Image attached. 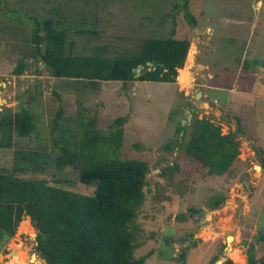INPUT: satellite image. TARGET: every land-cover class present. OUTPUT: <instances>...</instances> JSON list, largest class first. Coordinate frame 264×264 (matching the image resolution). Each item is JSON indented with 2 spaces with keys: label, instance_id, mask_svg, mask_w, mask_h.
Returning <instances> with one entry per match:
<instances>
[{
  "label": "rangeland",
  "instance_id": "374dc122",
  "mask_svg": "<svg viewBox=\"0 0 264 264\" xmlns=\"http://www.w3.org/2000/svg\"><path fill=\"white\" fill-rule=\"evenodd\" d=\"M182 4L183 0H0V112H32L35 132L14 135V142L26 148L44 145L54 152L53 142L60 137L54 123L59 108L57 127L72 129L77 136L88 121L107 134L113 121L124 117L118 155L149 166L140 214L144 232L136 255L152 251L148 264H222L221 256L250 264L251 245L256 258L264 254L263 245L254 239L264 214V66L252 64L254 59L264 60V0H188L195 24L185 20ZM30 16L52 18L66 30L67 45L76 53L94 47L109 53L135 49L144 38L165 37L175 29L177 35L190 37V54L184 71H178L182 77L177 75L174 83L100 81L93 90L73 78L50 75L43 62L30 55ZM21 60L27 67L17 75L14 69ZM255 79V106L242 99L228 108L222 104L227 93L219 88L244 90ZM210 86L218 88L205 95ZM196 116L209 117L223 133L234 131L240 139L238 158L223 175L204 172L192 179L190 160L183 155L177 159L182 150L164 147L181 137L185 142L189 131L178 132V121L189 124ZM14 150L0 147V167H12ZM175 159L178 169H167ZM49 163L45 173L21 175L94 193V185L81 182L76 169L58 170L53 160ZM211 197L224 200L211 207ZM36 233L25 216L12 237L0 240V264H46L36 263L37 255L31 261Z\"/></svg>",
  "mask_w": 264,
  "mask_h": 264
},
{
  "label": "trees",
  "instance_id": "16d2710c",
  "mask_svg": "<svg viewBox=\"0 0 264 264\" xmlns=\"http://www.w3.org/2000/svg\"><path fill=\"white\" fill-rule=\"evenodd\" d=\"M182 7L185 20L195 24L188 0H183ZM30 19L34 25L29 38L30 55L38 57L50 75L73 78L93 90L99 88L100 81L174 83L190 54V37L177 35L175 29L165 37H146L135 49L109 53L103 47H94L89 52L76 53L71 44L67 45L66 30L57 27L52 18ZM252 64L264 66V60L254 59ZM25 67L27 62L21 60L14 73L20 75ZM61 113L59 108L54 120L55 130L60 132L53 142V149H57L54 152L44 145L26 148L14 142V135L23 137L35 132L32 112H0V147L15 149L12 167H0V240L12 237L20 221L28 216L37 230L34 251L40 263L148 264L152 251L137 256L136 249L144 232L140 214L149 166L144 160L118 155L125 118L115 119L107 134L95 128L94 121H88L77 136L72 129L57 127ZM177 130L189 131L187 140L181 137L175 145L170 141L164 147L182 150L177 159L183 155L190 160L192 179L204 172L223 175L238 158L237 134L223 133L221 125L209 117L196 116L185 125L178 121ZM237 130L241 131L239 126ZM50 160L58 170L69 166L76 169L81 182L94 185V193L86 195L52 185L44 178L21 175L45 173ZM179 164L175 159L167 169L176 170ZM223 200L224 197H211L208 203L216 207ZM254 239L264 247V214ZM248 251L250 264H264V254L256 258L252 245ZM183 256L184 253L180 257ZM221 263L235 264L228 257H222Z\"/></svg>",
  "mask_w": 264,
  "mask_h": 264
},
{
  "label": "crops",
  "instance_id": "0c3cea01",
  "mask_svg": "<svg viewBox=\"0 0 264 264\" xmlns=\"http://www.w3.org/2000/svg\"><path fill=\"white\" fill-rule=\"evenodd\" d=\"M186 61V60H185ZM253 84L252 86L247 89H244V90H235V87H232V88H226V87H221L219 88L220 90L224 91L227 93V98L225 99V101L222 103V104H225L226 105V108L230 107L233 103H234L238 100V99H242V100H245L247 102L250 101L251 105L252 106H255V98L253 97V93L255 91V89L258 87V81L257 79L253 80ZM262 90H264V85L262 86ZM211 88H214V89H217L218 87H212L210 86L208 89H206L204 91V94L207 95V92L209 89ZM198 95V93H197ZM239 100V101H240ZM263 100V98H262ZM260 106H261V103H260ZM262 106H264V101H262ZM192 111H193V108H192Z\"/></svg>",
  "mask_w": 264,
  "mask_h": 264
},
{
  "label": "water",
  "instance_id": "95a60500",
  "mask_svg": "<svg viewBox=\"0 0 264 264\" xmlns=\"http://www.w3.org/2000/svg\"><path fill=\"white\" fill-rule=\"evenodd\" d=\"M43 64H44V63H43ZM147 64L150 66L152 63L148 61ZM140 68H141V66H139L137 69L139 70ZM136 75H138V74H136ZM196 109H197V106H194V107H193V111H195ZM189 120H190V119H189ZM184 123H185V121L182 120V121H181V124L184 125ZM181 133H182V131H181ZM197 214H198V215L200 214V217H203V216H204L203 213H197ZM12 252H13V251H10V253H12ZM222 257H224V256H222ZM35 259H36V253L34 252V253L32 254L31 261L34 262ZM39 262H40L39 260L36 261V263H39ZM29 263H30V262H29ZM29 263H28V264H29ZM248 263H249V260H248Z\"/></svg>",
  "mask_w": 264,
  "mask_h": 264
},
{
  "label": "bare ground",
  "instance_id": "6f19581e",
  "mask_svg": "<svg viewBox=\"0 0 264 264\" xmlns=\"http://www.w3.org/2000/svg\"><path fill=\"white\" fill-rule=\"evenodd\" d=\"M228 239L230 240V239H231V237H228ZM232 251H234V250H231V252H232Z\"/></svg>",
  "mask_w": 264,
  "mask_h": 264
}]
</instances>
